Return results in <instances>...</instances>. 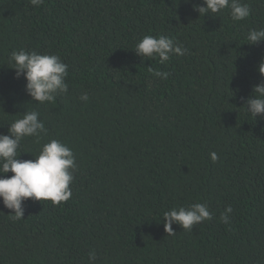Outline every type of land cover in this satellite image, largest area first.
Segmentation results:
<instances>
[{"label": "trees", "instance_id": "16d2710c", "mask_svg": "<svg viewBox=\"0 0 264 264\" xmlns=\"http://www.w3.org/2000/svg\"><path fill=\"white\" fill-rule=\"evenodd\" d=\"M243 3L234 21L200 15L203 0H0V133L36 110L47 133L19 158L57 138L77 164L67 202L28 198L14 221L0 198V264H264V119L244 107L264 81V41L246 39L264 28V0ZM146 34L186 52L137 55ZM20 49L59 55L67 93L32 100L9 60ZM197 202L212 219L168 234L164 212Z\"/></svg>", "mask_w": 264, "mask_h": 264}, {"label": "clouds", "instance_id": "9594fccd", "mask_svg": "<svg viewBox=\"0 0 264 264\" xmlns=\"http://www.w3.org/2000/svg\"><path fill=\"white\" fill-rule=\"evenodd\" d=\"M34 6H40L44 0H30ZM200 15L219 13L230 9V15L234 21L246 19L251 12L250 6L243 0H203L202 5H194ZM246 39L249 44L264 41V28L249 29ZM134 50L137 55L147 59L159 58L160 63L171 59L172 55L183 56L186 49L172 38L165 35H144L136 44ZM10 62L15 69L17 78L23 76L26 80L25 89L32 100L43 104L54 102L57 95L67 93L68 64L59 55L39 53L25 49L14 50ZM264 75V61L258 68ZM154 75L166 80L169 73L155 71ZM253 94L245 99L244 107L247 113L254 119H264V81L253 86ZM82 100L88 99V94L83 93ZM36 110L23 111L21 117L9 124L8 133H0V198L4 206L11 210L12 220L24 218V202L31 198L36 201H51L58 205L67 202L72 196L70 184L74 181V173L77 169L76 156L66 143L53 138L44 143L38 154L32 155L34 159H20L18 151L21 141L26 137H33L39 143L41 134H46L44 122L39 118ZM30 153V152H29ZM211 159L216 161L217 155L211 153ZM13 173L11 176L7 173ZM233 211L228 205L221 220L228 222V213ZM164 226L168 234H173L172 224L182 226L186 231H191L194 224L212 219V213L207 204L193 203L185 206H174L164 212ZM90 260L96 259L95 252L90 254Z\"/></svg>", "mask_w": 264, "mask_h": 264}]
</instances>
